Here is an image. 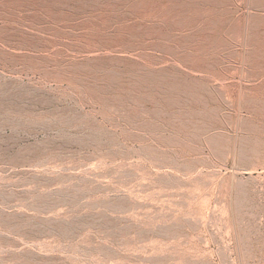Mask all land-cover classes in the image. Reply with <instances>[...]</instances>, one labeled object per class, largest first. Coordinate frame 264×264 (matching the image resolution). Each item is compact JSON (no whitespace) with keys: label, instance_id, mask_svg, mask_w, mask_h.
I'll list each match as a JSON object with an SVG mask.
<instances>
[{"label":"rangeland","instance_id":"obj_1","mask_svg":"<svg viewBox=\"0 0 264 264\" xmlns=\"http://www.w3.org/2000/svg\"><path fill=\"white\" fill-rule=\"evenodd\" d=\"M0 264H264V0H0Z\"/></svg>","mask_w":264,"mask_h":264}]
</instances>
